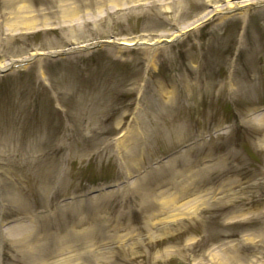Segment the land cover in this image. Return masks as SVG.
<instances>
[{
    "label": "rangeland",
    "instance_id": "rangeland-1",
    "mask_svg": "<svg viewBox=\"0 0 264 264\" xmlns=\"http://www.w3.org/2000/svg\"><path fill=\"white\" fill-rule=\"evenodd\" d=\"M263 3L0 0V66L36 57L0 75V264H264ZM187 166L195 215L120 244L101 214L86 248L128 185Z\"/></svg>",
    "mask_w": 264,
    "mask_h": 264
},
{
    "label": "bare ground",
    "instance_id": "bare-ground-1",
    "mask_svg": "<svg viewBox=\"0 0 264 264\" xmlns=\"http://www.w3.org/2000/svg\"><path fill=\"white\" fill-rule=\"evenodd\" d=\"M264 4V3H263ZM232 10H229L231 12ZM194 25V24H193ZM193 25H190L189 27H186V30L179 31L175 33L172 38L169 41H180L187 33L189 30H191L190 27ZM190 28V29H189ZM137 43V42H136ZM160 42L152 43V45H157ZM130 44V43H127ZM28 58L15 61L13 63H16L17 65L23 64L27 62ZM15 64H10V65H5V66H0V71L1 70H6L7 68L13 66ZM258 119L264 118V114H261L257 117ZM257 118H254L253 120H256ZM257 119V120H258ZM252 120V119H251ZM262 122H264V119H262ZM191 167L187 166L183 171H181L178 175H174L172 178H170V181H159L156 184H153L152 188L150 190H147L145 187V181L143 179L140 180H135L132 185H128L127 188L132 189L131 192H128V190H125V197H128V193H132L133 195V202L128 203L131 205L126 206V203H124L122 207V211L119 210L115 211L113 209H103V211L99 210V215H97V218L94 219V221H85V225L89 224H96L98 227L103 228L105 221L109 222V220L103 218L100 216L101 214L104 216L105 214H109L111 216V221L113 223V235L106 236L105 238L109 240H115L118 243L122 244L128 241H131L137 234L144 233L145 235H150L151 229L155 227V225H164L167 226L173 222L176 221L177 218L181 217H192L195 215L196 211L199 208V205L197 202H195L196 198L195 195L200 193V186H199V177H196L195 174L196 172H190ZM188 172V174H186ZM190 174H193L195 176V179L192 182H187L186 179L189 178ZM198 176V175H197ZM232 180H230V185L233 184L231 183ZM225 182H221L219 188L217 190L219 192H224V188L227 189V186ZM145 187V188H144ZM117 191H111L107 192L104 195L105 197H109L112 195H115ZM130 191V190H129ZM195 197L193 198L192 201L182 203L184 199H188V197ZM102 197V196H101ZM129 200L131 197H128ZM131 209H135L138 212V220L137 224H139V227L133 228L131 225L130 221H122L120 223L124 216L128 215L131 213ZM106 212V213H105ZM163 216V217H162ZM84 222L76 223L74 224L73 228L71 226V229H69V232H67V236L71 239H76V232L75 229L78 228L79 226H82ZM111 223V224H112ZM106 224V223H105ZM90 226V225H89ZM123 227H127L125 233L123 235H119V231L122 230ZM95 229L93 227H87L84 230H81L80 233L82 234L83 238V244H85L88 248L89 247L99 243L102 241V236L100 233L94 234L93 231ZM92 233V234H91ZM93 235V238L90 239L89 236ZM132 250V249H131ZM89 250L85 251L88 252ZM219 264H225L226 260L224 258L218 260Z\"/></svg>",
    "mask_w": 264,
    "mask_h": 264
},
{
    "label": "water",
    "instance_id": "water-1",
    "mask_svg": "<svg viewBox=\"0 0 264 264\" xmlns=\"http://www.w3.org/2000/svg\"><path fill=\"white\" fill-rule=\"evenodd\" d=\"M175 43V41H168V40H165V41H162L160 44H158V46H168V45H171ZM147 47H150L151 45L147 44L146 45Z\"/></svg>",
    "mask_w": 264,
    "mask_h": 264
}]
</instances>
